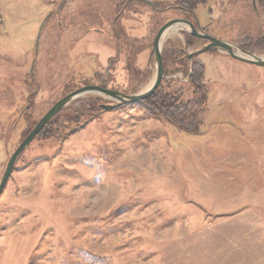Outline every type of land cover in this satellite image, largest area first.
<instances>
[{"label": "rangeland", "instance_id": "1", "mask_svg": "<svg viewBox=\"0 0 264 264\" xmlns=\"http://www.w3.org/2000/svg\"><path fill=\"white\" fill-rule=\"evenodd\" d=\"M120 1L0 0V183L30 127L63 97L92 85L95 72H104L117 56L114 90L137 94L154 82V38L181 12L170 9L157 19L150 5L135 0L126 3L131 7L121 16ZM143 1L166 8L180 0ZM256 3L189 1L210 35L246 46L241 38L246 33L256 39L243 49L264 56V9L260 0ZM187 37L185 30L174 29L165 38L163 82L187 81L173 59L175 48L187 56L205 46L202 40L189 46ZM197 59L204 63L208 91L197 133L132 105L102 108L104 113L73 135L65 129L71 112H64L32 142L0 198V264H249L222 262L226 257L219 249L225 240L219 229L168 239L180 214L175 211L183 209L177 202L184 191L189 201L191 194L198 196L192 198L197 207H207L208 187L216 191V184L227 185L221 175L257 177V186L264 185V135L247 141L233 127L248 110L264 112V67L215 51ZM237 159H248L247 165L239 168ZM207 178L215 183L202 182ZM185 216L183 211L181 220ZM233 240L243 244L240 232Z\"/></svg>", "mask_w": 264, "mask_h": 264}, {"label": "crops", "instance_id": "2", "mask_svg": "<svg viewBox=\"0 0 264 264\" xmlns=\"http://www.w3.org/2000/svg\"><path fill=\"white\" fill-rule=\"evenodd\" d=\"M51 16L52 13L48 21ZM240 118L244 120L236 121L233 123V127L241 131L244 139L247 141L250 138L261 139V136L264 135V128L260 126L264 124V112L248 110ZM246 161L248 159H237L236 166L239 168L246 166ZM215 179L218 178L214 177ZM219 179L227 185L216 184V191L212 190V186L208 187L206 194L211 200H208L210 205L207 207H197L192 202V198L198 197L197 195L191 194L189 201L187 193L185 191L182 193V197L178 198L180 202L178 201L177 204H180L179 206L183 209L179 212L175 211V213L180 214L176 215L174 233L169 235V241L171 242L176 237L190 236L203 228L208 230L219 229L225 240L223 248L219 249L220 254L226 257L222 259V262L264 263V185L262 187L257 186L259 182L257 177L244 179L236 173H233V176L221 175ZM227 179L232 181L231 185L228 184ZM207 181L215 183L208 178L203 179L202 182ZM193 205L194 207L187 208ZM212 206L216 209H213ZM183 211L185 215L188 214V217L185 216L184 220H181ZM238 232L241 234L243 244H236L233 240ZM228 241H231L233 245H229ZM244 242L247 243V247Z\"/></svg>", "mask_w": 264, "mask_h": 264}, {"label": "trees", "instance_id": "3", "mask_svg": "<svg viewBox=\"0 0 264 264\" xmlns=\"http://www.w3.org/2000/svg\"><path fill=\"white\" fill-rule=\"evenodd\" d=\"M140 1L150 5L155 11L154 2L150 4L143 0ZM127 2L131 3L132 5L136 1L121 0L120 4L117 5V7L121 9L118 15L122 16L126 12V10L131 7V5L130 7L125 6ZM180 2L181 1H179V3ZM198 3L199 2H195V4ZM259 4L264 9V0H260ZM53 14L54 13H52V16ZM118 15L115 17V23L117 22ZM114 29H117L115 27V24ZM119 35L120 36L118 37V44L121 45V34L119 33ZM242 37L244 38V40H247V43H245L247 44L246 46L242 45V43L244 42L242 41L241 43V40L234 42L242 48H246L247 46L251 45V43L256 39L253 36H248L246 33L241 34V38ZM189 38L193 40L192 45L194 44V41H200L193 36H189ZM260 39H262V37H260ZM175 49H177V53L175 54V56H173V59L175 60V62L177 61L176 63L179 65L180 69L179 71L184 73L187 81L184 82L171 78L168 81L163 82L160 88L151 97L138 103L119 107L116 110L124 109L132 105L136 107L138 106L145 109L147 113H151L157 118L171 122L187 132L197 133L200 130L201 125L203 124V119L205 118L208 105V91L204 83L205 66L204 63H202L197 58L193 59V61L190 62L185 55V52L182 51V49L180 51L178 46ZM168 51L169 50L163 51V58L167 56L165 55V53H167ZM179 71H173V74H176V72ZM190 73L191 76L189 77ZM82 100L83 99H80L78 101ZM87 100V103L80 108L75 107V103H77L78 101L67 107L48 124V126L41 132V134L37 138H39L42 134H46L49 127L55 125L58 122V119L61 117V114H63L64 112H71V115H69L67 123L65 124V129L69 128V130L71 131V135L79 132L90 121L98 118L101 113H104L101 108V105L103 104L102 102H104L102 101V99L96 96H90V98H88ZM83 117L87 118L85 124L74 125V123H78L79 120ZM36 124H33L30 127L31 130ZM31 130L29 131V133L31 132ZM62 142L63 141H61V144Z\"/></svg>", "mask_w": 264, "mask_h": 264}, {"label": "water", "instance_id": "4", "mask_svg": "<svg viewBox=\"0 0 264 264\" xmlns=\"http://www.w3.org/2000/svg\"><path fill=\"white\" fill-rule=\"evenodd\" d=\"M147 2V1H146ZM254 6L257 7L256 0H253ZM49 17L44 20L42 23L38 38H37V46L40 42L44 27L48 21ZM179 26H188L190 28V32L193 36L197 37L198 39L207 41L208 44L205 45L203 48L197 50L193 53H188L187 57L190 62L193 59L199 57L200 55L207 53V52H220L223 54L228 55L229 57L233 58L236 61L254 65L257 67H264V56H258L251 51L245 50L238 45L231 43L226 40L217 39L210 34L203 32L199 26L196 28L193 24L176 19L169 21L165 25L161 27L158 31L156 37L153 41V49L151 53V57L155 56L156 61V77L154 82L152 83L149 89L137 93V94H124L114 90L102 88L99 86H85L82 88H78L75 91L69 93L61 100H59L34 126L31 132L27 135V137L22 141V143L18 146L14 154L11 156L8 165L6 167L5 174L3 179L0 183V198L4 194V191L7 187V184L11 178L13 171L16 168V164L20 157L23 155L25 150L32 144V142L41 134V132L48 126V124L61 112H63L67 107H69L74 102L83 99L87 96H96L100 99L109 100L110 104H102L101 108L105 111H112L119 107L138 103L144 101L145 99L151 97L161 86L165 75H164V67H163V43L164 37L166 34L171 31L174 27ZM187 53V52H186ZM191 76V73L189 77Z\"/></svg>", "mask_w": 264, "mask_h": 264}, {"label": "flooded vegetation", "instance_id": "5", "mask_svg": "<svg viewBox=\"0 0 264 264\" xmlns=\"http://www.w3.org/2000/svg\"><path fill=\"white\" fill-rule=\"evenodd\" d=\"M180 1H181L180 3L179 2L175 3L171 7L168 6L166 8H158L156 6V4H155V8L154 9H155V14L157 16V19L159 18V14L160 13H163V12L168 11L170 9L177 10V11L181 12L182 17L181 18H175V19H172V20L180 19V20H183V21H186V22H189V23L193 24L196 28H199V26H200V28H201V30L203 32H205L207 34H210L209 32L205 31L204 27H202V25L200 24L195 12H194V9L191 8L190 5H189V1L190 0H180ZM172 20L169 19L168 21L165 22V24L168 23L169 21H172ZM161 27L159 28V30L161 29ZM185 27L186 28H184L183 30L186 31V35L188 36L187 38L189 40V41H187V43H188L189 46H193L194 45V44L192 45L193 40L189 38V36H193V35L190 32V28L188 26H185ZM116 35L118 37L120 36L119 33H117ZM193 37H195V36H193ZM195 38H197V37H195ZM199 40H201V39H199ZM202 41H204V40H202ZM204 44L207 45L208 42L204 41ZM179 48H180V46H179ZM180 49H182V48H180ZM182 51H184V50L182 49ZM119 55H120V53H119ZM117 59H119L118 56H117L116 60H113V61L111 60L110 63H109V66H107V68L105 69L104 72H101L99 74H97L95 72V74L93 76L94 83H92V85L99 86V87L106 88V89H110V90H114V88H113V86L111 84L112 83V77L111 76H112V69L115 66V63L117 62ZM85 86H87V85H82V87H85ZM88 86H90V85H88ZM114 91H116V90H114ZM117 92H119V91H117ZM120 93H122V92H120Z\"/></svg>", "mask_w": 264, "mask_h": 264}, {"label": "bare ground", "instance_id": "6", "mask_svg": "<svg viewBox=\"0 0 264 264\" xmlns=\"http://www.w3.org/2000/svg\"><path fill=\"white\" fill-rule=\"evenodd\" d=\"M184 28H186V27H184V26L174 27L171 31H169V32L166 34V36L164 37V40H165V38L169 37V35H171V32H172L174 29L182 30V29H184ZM150 87H151V86H150ZM147 89H149V88H147ZM147 89H146V90H147Z\"/></svg>", "mask_w": 264, "mask_h": 264}, {"label": "built area", "instance_id": "7", "mask_svg": "<svg viewBox=\"0 0 264 264\" xmlns=\"http://www.w3.org/2000/svg\"><path fill=\"white\" fill-rule=\"evenodd\" d=\"M47 1H54V0H47Z\"/></svg>", "mask_w": 264, "mask_h": 264}]
</instances>
